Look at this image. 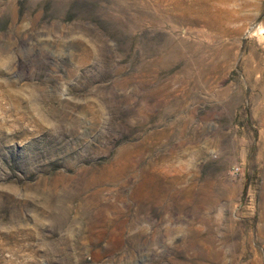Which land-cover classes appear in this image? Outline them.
I'll list each match as a JSON object with an SVG mask.
<instances>
[{
    "label": "rangeland",
    "instance_id": "1",
    "mask_svg": "<svg viewBox=\"0 0 264 264\" xmlns=\"http://www.w3.org/2000/svg\"><path fill=\"white\" fill-rule=\"evenodd\" d=\"M0 264H264V0H0Z\"/></svg>",
    "mask_w": 264,
    "mask_h": 264
}]
</instances>
